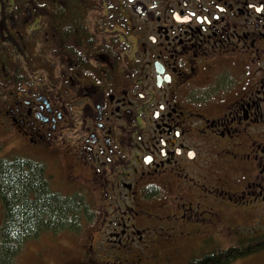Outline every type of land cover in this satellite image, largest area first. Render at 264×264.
<instances>
[{
    "label": "flooded vegetation",
    "instance_id": "1",
    "mask_svg": "<svg viewBox=\"0 0 264 264\" xmlns=\"http://www.w3.org/2000/svg\"><path fill=\"white\" fill-rule=\"evenodd\" d=\"M90 1L0 0V131L100 198L89 245L128 262L264 208V0Z\"/></svg>",
    "mask_w": 264,
    "mask_h": 264
},
{
    "label": "rangeland",
    "instance_id": "2",
    "mask_svg": "<svg viewBox=\"0 0 264 264\" xmlns=\"http://www.w3.org/2000/svg\"><path fill=\"white\" fill-rule=\"evenodd\" d=\"M91 1L93 3L89 10H85V13L93 16L107 13L104 7L99 4V0H96V2L95 0ZM114 1L117 4L116 0ZM114 10H117V7ZM110 21L114 22L113 20ZM10 133H12V137H6ZM14 133L9 128L1 129L0 146H2V153H17L26 157L30 156V149L25 144V138L14 135ZM47 155L45 150H41L37 158L42 160L46 156L47 162L50 159ZM30 157L33 158V156ZM55 167H58L57 164ZM53 179L56 189L62 190L65 187L60 173H56ZM82 182L80 183L84 185ZM87 198L92 205L100 200L99 197H90L89 194ZM213 207L216 210L218 209L217 205ZM2 208L3 206L0 202V212L3 214ZM258 208L261 210L238 212L233 207L224 206L217 211V213H221L220 218L206 213L202 219L206 218L207 221L201 222V226L195 227L186 236L179 235L176 237L174 233V235L169 236V241L165 239L158 243L141 244L138 249L130 250L127 257L128 262L121 260L119 255H114L112 253L114 250H109L111 249L110 246H114L112 244H101L98 247H96L97 245L94 247L89 245L93 237L95 238L93 242L96 243V238L102 235V231L100 233L99 230L102 220L97 217L96 221H83V227L78 231L45 232L37 239L26 241L23 243L22 249L15 255L13 263L87 264L86 262L89 261L88 264H186L189 258L194 255L199 256L202 252L210 253L225 249L230 245H237L234 243L241 240L252 242L246 244L258 243L262 235H264V208ZM230 211L233 212L231 214L233 218L227 216L231 213ZM212 219L216 220V222H212ZM245 237H249V239L244 240ZM85 241L87 243H80ZM135 258L136 262H134ZM228 264H264V249L240 257Z\"/></svg>",
    "mask_w": 264,
    "mask_h": 264
},
{
    "label": "trees",
    "instance_id": "3",
    "mask_svg": "<svg viewBox=\"0 0 264 264\" xmlns=\"http://www.w3.org/2000/svg\"><path fill=\"white\" fill-rule=\"evenodd\" d=\"M0 201L4 209L1 264H14L15 255L26 241L45 232L78 231L83 221L90 222L95 216L84 193L60 192L46 166L23 155L0 160ZM246 243L252 242L241 240L225 249L202 252L186 264H228L264 249L263 239L255 244Z\"/></svg>",
    "mask_w": 264,
    "mask_h": 264
}]
</instances>
